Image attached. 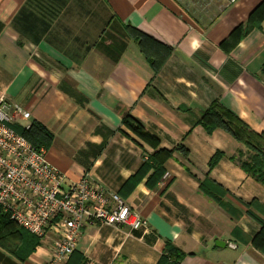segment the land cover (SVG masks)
Wrapping results in <instances>:
<instances>
[{"label": "crops", "instance_id": "obj_1", "mask_svg": "<svg viewBox=\"0 0 264 264\" xmlns=\"http://www.w3.org/2000/svg\"><path fill=\"white\" fill-rule=\"evenodd\" d=\"M114 19L146 36L128 37L117 63L97 46ZM263 69L264 0H0V96L14 122L53 133L49 158L68 183L89 171L149 221L87 224L55 264H159L167 241L181 264H264V184L231 159L242 143L201 120L217 102L264 133ZM159 149L172 152L164 174L149 160ZM32 248L22 260L0 244V264L52 260L53 241Z\"/></svg>", "mask_w": 264, "mask_h": 264}, {"label": "built area", "instance_id": "obj_2", "mask_svg": "<svg viewBox=\"0 0 264 264\" xmlns=\"http://www.w3.org/2000/svg\"><path fill=\"white\" fill-rule=\"evenodd\" d=\"M15 119L7 97L1 95L0 208L41 243L54 242L52 260L43 264L68 261L87 224L126 226L131 230L149 226L146 218L106 189L91 172L68 183L63 171L51 162L46 147H36L12 128Z\"/></svg>", "mask_w": 264, "mask_h": 264}, {"label": "trees", "instance_id": "obj_3", "mask_svg": "<svg viewBox=\"0 0 264 264\" xmlns=\"http://www.w3.org/2000/svg\"><path fill=\"white\" fill-rule=\"evenodd\" d=\"M134 34L138 37H134ZM128 37L137 38L140 46H143L144 38H146L141 31L133 26H124L119 21L115 20L113 22L112 20V23H110L109 28L97 43V46L112 62L117 63L128 47ZM201 120L208 133H212L218 127L223 128L241 142L243 147L246 146L248 148L249 151L246 152L242 147L231 159L239 164L250 176L264 184V133L254 131L243 119L230 110L223 108L217 102L205 111ZM123 122L155 148L160 146V141L146 133L144 128L132 115L126 114ZM10 125L18 133L28 138L36 147L49 148L53 142V133L39 121L34 120L29 127L18 125L17 122H13ZM170 156H172L171 151L159 149L149 160L152 161V166L156 167L159 173L164 174V166L159 164V157L163 158L164 164L165 157ZM223 157H225V154L219 151L212 158L210 168H214ZM245 157L247 158L245 159ZM256 220L260 224L261 230L256 236L254 243L256 248L264 254V219L256 218ZM0 244L17 254L22 260H25L22 252L33 247L30 250L32 251L36 245L41 244V239L19 226L11 219L8 213H5L0 208ZM185 257L186 253L179 246L167 241L164 255L159 264H181Z\"/></svg>", "mask_w": 264, "mask_h": 264}, {"label": "rangeland", "instance_id": "obj_4", "mask_svg": "<svg viewBox=\"0 0 264 264\" xmlns=\"http://www.w3.org/2000/svg\"><path fill=\"white\" fill-rule=\"evenodd\" d=\"M18 125H21V126H23L20 122H18ZM48 149V148H47ZM243 149L246 151V152H248L249 150H248V148L246 147V146H244L243 147ZM247 157H245V159H246ZM261 230V229H260ZM260 232V231H259ZM261 252V251H260ZM262 253V252H261Z\"/></svg>", "mask_w": 264, "mask_h": 264}]
</instances>
